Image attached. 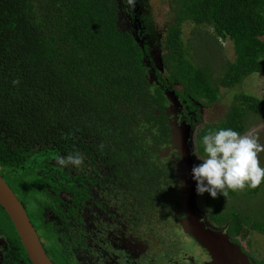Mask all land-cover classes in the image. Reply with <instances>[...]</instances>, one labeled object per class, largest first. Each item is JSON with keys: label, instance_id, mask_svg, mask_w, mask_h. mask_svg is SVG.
I'll return each instance as SVG.
<instances>
[{"label": "trees", "instance_id": "1", "mask_svg": "<svg viewBox=\"0 0 264 264\" xmlns=\"http://www.w3.org/2000/svg\"><path fill=\"white\" fill-rule=\"evenodd\" d=\"M169 6L161 50L165 73L158 74L166 89L155 86L148 92L153 82L147 78L148 58L143 59L147 50L118 26L115 0H0V168L28 186L29 160L62 151L68 141L82 142L79 135L86 127L91 134L104 128L112 140L127 142L120 137L122 128L126 131L123 111L130 108L127 114L138 117V98L151 123L157 120L154 110L160 113L168 103L167 91L177 86H184L178 94L195 111L199 103H218L221 88L232 90L251 75L264 74V0H170ZM186 24L209 28L215 48L219 40L233 43L235 60L221 67L220 75L213 62L200 65L192 59L184 40ZM231 100L229 111L205 125L199 140L220 128L243 134L250 115L264 118V97L241 93ZM263 185L264 180L255 189L246 184L245 197H255ZM240 191L229 190V195ZM229 218L231 233L241 232L243 239L253 231L264 235V209L259 214L232 210ZM1 234L10 239L6 264H32L0 205Z\"/></svg>", "mask_w": 264, "mask_h": 264}, {"label": "flooded vegetation", "instance_id": "2", "mask_svg": "<svg viewBox=\"0 0 264 264\" xmlns=\"http://www.w3.org/2000/svg\"><path fill=\"white\" fill-rule=\"evenodd\" d=\"M124 1L132 24L138 28L141 47L147 50L143 59L148 58L147 78L153 82L149 83L148 92L155 86L166 89L158 79L159 73H165V66L163 63L161 68V64L155 63L154 50L157 47L162 50L163 36L170 22L160 27L158 16L150 9L152 0H136L134 7ZM180 87L179 91L169 92H174L181 108L171 112L168 99L162 112L154 110L157 120L151 123L145 120V104L139 98L138 117L127 114L130 108L123 111L126 131L122 128L124 135L120 137H126L127 142H119L117 136L112 140L103 132L104 128L99 127L98 133L91 134V129L86 127L79 135L82 142L68 141L62 151L51 150L39 161L29 160L27 170L32 181L28 186L18 176L15 181L7 169L0 168V175L23 204L54 264H214L207 250L184 232L181 225L186 217L183 183L190 186L193 165L201 164L205 154L201 151L200 132L197 147L192 148L191 144L189 148V139L180 125L188 129L190 126L192 131V126L197 129L202 123L208 124L206 112L210 106L199 103V109L190 110L178 94L184 90V86ZM196 111L201 112L200 116ZM172 123L187 139L179 149L172 143ZM186 145L189 158L183 154L182 148ZM72 152L85 157L82 169L61 168L56 163L58 156ZM24 171L25 167L22 175ZM196 188L197 184L195 211L208 227L227 234L252 263L264 264V258L257 260L245 246L247 238L243 239L241 232L231 233L229 212L246 213L235 202L237 196L229 195L226 200L218 195L213 199L207 192L198 195ZM9 247L10 239L1 234L0 264H6ZM23 262L21 258L20 263Z\"/></svg>", "mask_w": 264, "mask_h": 264}, {"label": "rangeland", "instance_id": "3", "mask_svg": "<svg viewBox=\"0 0 264 264\" xmlns=\"http://www.w3.org/2000/svg\"><path fill=\"white\" fill-rule=\"evenodd\" d=\"M150 4H151V8H150L151 11L153 10L155 15L158 16L157 21L160 27H164L165 25H168L167 22H170L171 20L170 17L171 11L169 6L170 0H152L150 1ZM183 29H184L185 44L186 46L191 48L190 53L193 56L192 59L200 65H202L205 62H210V61L213 62L214 64L211 65L214 67L215 75H220L222 73V70H220V68L223 67L227 62L235 60L234 45L230 40H219L218 43H216L217 48H215L213 46L214 34L209 28H206L204 26L198 27L192 24H186L184 25ZM205 33L210 34L211 37L209 38L205 36ZM154 51H156L154 57V59L156 60L155 63L160 65L159 59L162 60L161 48L157 47ZM180 88H181L180 86H177L178 90ZM221 93H222V97L220 101L216 104H212L210 107L207 108L206 117H208L209 120L210 119L214 120V122L212 123L211 121L208 120L209 122L208 124H215L229 111V108L232 103L231 99L234 98V96L237 94L240 95L241 93H247L249 95L263 98L264 74H260V73L253 74L250 77H248L241 86L232 90L221 88ZM180 108H181L180 102L173 103L170 101L169 109L171 110V112H174L177 109L179 110ZM246 124L247 127L244 130V133L250 132L251 134L258 136L259 142L261 144H264V118H259L256 115H250L247 118ZM205 125H207L206 122L205 124L203 123L200 124L197 127V129L193 128L192 126L190 137H188V134L185 132L186 137L189 139V148L191 144H192V148L196 146L197 133L200 132ZM180 127L182 129H186V126L183 125H180ZM181 137L182 138L184 137L182 142L185 143L187 139L185 138L183 133H181ZM187 148L185 147L182 148L184 151L183 154L187 155V157L185 158H189V154H190L189 149ZM258 158L260 160L261 167H264V152L258 153ZM194 164L197 163L194 162ZM194 166L197 165H193V167ZM248 192L249 189L241 190L237 195L235 202L238 203V206L240 208L245 209L249 213L259 214L264 209V185L261 188V190L255 195V197L251 196L249 198H246L245 195H247ZM256 205H257L256 207L257 209L262 206L263 208L260 210H255ZM217 231H221V230H217ZM249 240H250V247H248V244L246 243ZM244 244L248 248V250L252 254H254V257H256L257 260H262L264 258V235L253 231L250 237L246 239Z\"/></svg>", "mask_w": 264, "mask_h": 264}, {"label": "water", "instance_id": "4", "mask_svg": "<svg viewBox=\"0 0 264 264\" xmlns=\"http://www.w3.org/2000/svg\"><path fill=\"white\" fill-rule=\"evenodd\" d=\"M115 1L118 8L119 27L120 24H122L123 28L121 29L133 36L136 43L141 45L142 43L138 35V28L131 22L125 1ZM159 62L161 68L164 67L161 59H159ZM151 76L153 78V75ZM166 95L171 102L179 103L174 92L168 91ZM171 126L174 127L172 143L179 149V146L182 145L181 142L183 141V138L181 137L182 132L177 131L175 123H172ZM184 130L188 134V137H190V126L189 129L186 126V129ZM184 147L187 148V145ZM184 157H187V155L184 154ZM183 184L185 189L182 192V203L186 217L181 221V225L184 232L194 237L196 241L207 250L214 264H254L250 261L249 256L243 252L240 245L232 242L230 237L224 232L208 227L206 222L202 220V217L195 211L194 190L196 187V181L193 179V176L190 179V186H186L185 183ZM0 205L5 209L6 213L12 220L31 262L33 264H54L47 255L23 204L1 175Z\"/></svg>", "mask_w": 264, "mask_h": 264}, {"label": "clouds", "instance_id": "5", "mask_svg": "<svg viewBox=\"0 0 264 264\" xmlns=\"http://www.w3.org/2000/svg\"><path fill=\"white\" fill-rule=\"evenodd\" d=\"M135 6L136 0H126ZM19 81H13L18 84ZM201 143L205 158L192 168V176L197 184V194L209 193L213 199L218 195L228 198L229 190H242L245 185L255 189L264 180V167H261L258 153L264 152V144L250 132L241 134L231 128L209 130ZM103 148V145H101ZM56 163L61 168L82 169L85 157L77 152L58 156Z\"/></svg>", "mask_w": 264, "mask_h": 264}]
</instances>
